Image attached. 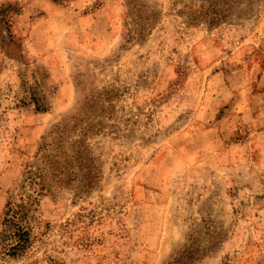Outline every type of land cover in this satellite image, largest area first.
I'll list each match as a JSON object with an SVG mask.
<instances>
[{
    "label": "rangeland",
    "instance_id": "rangeland-1",
    "mask_svg": "<svg viewBox=\"0 0 264 264\" xmlns=\"http://www.w3.org/2000/svg\"><path fill=\"white\" fill-rule=\"evenodd\" d=\"M0 264H264V0H0Z\"/></svg>",
    "mask_w": 264,
    "mask_h": 264
},
{
    "label": "trees",
    "instance_id": "trees-1",
    "mask_svg": "<svg viewBox=\"0 0 264 264\" xmlns=\"http://www.w3.org/2000/svg\"><path fill=\"white\" fill-rule=\"evenodd\" d=\"M44 158V157H43ZM28 176L26 177L25 182L27 183V188L28 186L33 187V185H37V187L33 188H27L28 191L32 190V192H27L28 196L26 198H30L33 195H39L41 191L44 190V185H42V173L40 171L39 167H31V169L28 170ZM31 184V185H30ZM94 184L93 180H90L87 184V188H92ZM36 197V196H35ZM21 201H14L10 202L7 205V210L5 212V219L3 222V225L9 228H16L12 232L9 238H13L10 246V254H16L17 251L25 248L26 242L29 240V236L27 234V231L24 233H20L19 231L22 230L23 226L22 223L24 222L25 218V210L27 209V205L23 203V198L20 199ZM19 230V231H18Z\"/></svg>",
    "mask_w": 264,
    "mask_h": 264
}]
</instances>
